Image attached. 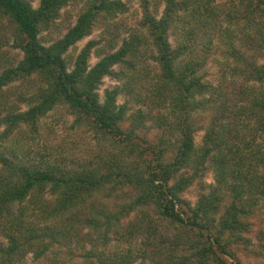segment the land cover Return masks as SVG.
Segmentation results:
<instances>
[{"label": "trees", "instance_id": "1", "mask_svg": "<svg viewBox=\"0 0 264 264\" xmlns=\"http://www.w3.org/2000/svg\"><path fill=\"white\" fill-rule=\"evenodd\" d=\"M78 1L86 6L76 24L46 45L41 34ZM164 1L160 18L146 2L140 31L116 51L110 41V52L90 66L97 41L73 61L69 52L101 20L127 13L123 0H40L38 8L0 0V142L12 146L9 155L0 150V236L7 241H0V264H26L30 254L38 264H245L250 220L264 211V0ZM9 37L23 52L17 65L1 56ZM153 51L157 69L148 64ZM106 77L123 85L106 89L101 101ZM61 107L75 128L94 134L93 158L48 154L47 146L38 158L30 150L42 119ZM187 168L193 171L179 174ZM209 170L216 183L190 207L181 194L198 178L203 185ZM102 192L126 202L98 206ZM144 208L171 222L175 237H161L148 212L124 225ZM88 228L99 237L82 235ZM66 241L78 244L77 254L63 252Z\"/></svg>", "mask_w": 264, "mask_h": 264}, {"label": "rangeland", "instance_id": "2", "mask_svg": "<svg viewBox=\"0 0 264 264\" xmlns=\"http://www.w3.org/2000/svg\"><path fill=\"white\" fill-rule=\"evenodd\" d=\"M34 8H38L40 5V0H29ZM223 2H227V0H221ZM128 7V11L125 14H119L117 18L113 21H103L99 22L95 27L91 36L85 38L84 40L80 41L77 44V50L71 49L69 55L73 56L72 61L77 57L78 53L81 51L82 48L86 46V44L91 41L95 40L98 42V45L93 49L92 55L90 57L89 64L90 66H94L99 60L108 52H110L109 48L112 42L115 40L116 48L113 51H116L121 47L124 39H128L132 34L138 33L140 30V22L144 15V5L146 2L149 3L150 9L153 13L156 14L158 18H160L165 10L166 3L164 0H123ZM84 2H73L67 7L63 8L60 12V16L56 21V24L52 26L50 29L45 30L41 34V40L46 44L50 45L57 40L63 38L68 30L73 27L78 19V16L82 12L83 8L85 7ZM5 33V32H3ZM170 42L172 43L173 47H176V40L175 37L170 38ZM1 56L4 60H8V65H17L19 61L23 58V52L19 49L14 47V41L12 37H9L8 42H6L1 48ZM112 51V52H113ZM157 52L153 51L152 53H148V64L152 69H157L158 64L153 60V56H155ZM264 62V61H263ZM7 65V66H8ZM4 66L3 68H5ZM73 62L70 65L72 69ZM3 68H1L3 70ZM116 71L120 70V67H115ZM215 75H218L219 68L213 67L212 68ZM217 79V78H216ZM215 78L211 81L217 83ZM21 82H16L13 86H9L6 89L12 90L16 86L20 85ZM123 82L118 81L115 78L106 77L103 79V82L98 90V93L101 97V101L104 100V92L106 89H113L116 86H122ZM5 89V90H6ZM12 92V91H11ZM126 96H120L118 99V104H123L126 101ZM133 109L137 106H133L130 104ZM21 108L26 110L28 106L26 104L22 105ZM145 109V108H143ZM206 118V115H204ZM206 122V119H204ZM75 117L68 113L66 107L56 108L54 111L50 112L45 118L42 119L41 124L42 130L40 131L41 137L30 146V150L33 154L37 155L40 158L41 153H44V147L47 146L49 151L48 154H59L62 153L68 156L70 159L78 160L81 162L82 160H86L89 158H93L94 155L98 152L97 143L94 138V134L88 131L86 128H75ZM151 125V122L149 123ZM2 129H0V132ZM155 130L152 131V135L156 134ZM204 134L205 131H201L196 134L195 142L196 145L199 146L204 141ZM12 146L10 143H5L2 146L0 142V150L6 151L7 155H9L10 149ZM28 149V148H27ZM50 152V153H49ZM25 153L24 149L20 150V155ZM47 153H45L47 155ZM193 170L187 168L183 169L179 174L183 172L191 173ZM176 177L172 180V183L176 181ZM216 183L215 175L212 170H209L207 174L204 176L202 181L203 185H200L199 178L195 180V184L187 188L182 194L181 197L190 203V207H195L197 201L200 198V195L203 193H208L210 191V186ZM204 187V188H202ZM50 196V195H47ZM98 206L105 205L109 209H113L117 203L126 202V200H119L118 194H113L110 198L104 196V192L97 195L95 199ZM132 200H127L130 203ZM228 201V198H227ZM154 208V207H153ZM255 217L250 220L252 224L250 233L246 234L245 236L250 239V249L248 251L243 250L240 251V257L245 264H264V211L261 209L256 210ZM144 212H148L152 221L154 222V226L157 227V233L163 238H173L175 237L176 229L174 225L163 218L159 212L155 211L154 209L144 208L138 209L134 211L129 218H126L123 223L127 226L133 220H143L145 219ZM223 209L221 210L220 214L217 216L219 217L223 214ZM216 218V219H217ZM217 219V220H218ZM91 232L94 237H99V232H95L91 229H86L82 235H86L87 233ZM159 238V237H158ZM142 239V237H140ZM140 239L135 238L134 245H140ZM160 239V238H159ZM159 239H154L157 245L160 246L162 243ZM0 241L6 243V239L0 236ZM67 248H64L63 252L66 253V250H71L73 253H78L79 246L76 242L66 241ZM168 244V242H167ZM117 245V242L113 240L111 244V248L114 249ZM87 249L92 247V243H86ZM154 247H149V251H153ZM62 251V248L59 252ZM26 264H38V262L34 261L33 254L28 255ZM135 264H150V259H139Z\"/></svg>", "mask_w": 264, "mask_h": 264}]
</instances>
